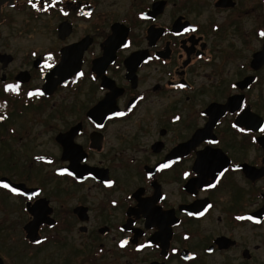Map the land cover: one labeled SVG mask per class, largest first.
<instances>
[{"label": "flooded vegetation", "instance_id": "af4514ba", "mask_svg": "<svg viewBox=\"0 0 264 264\" xmlns=\"http://www.w3.org/2000/svg\"><path fill=\"white\" fill-rule=\"evenodd\" d=\"M32 3L0 0L50 27L0 53L1 220L62 264H264V0Z\"/></svg>", "mask_w": 264, "mask_h": 264}, {"label": "rangeland", "instance_id": "374dc122", "mask_svg": "<svg viewBox=\"0 0 264 264\" xmlns=\"http://www.w3.org/2000/svg\"><path fill=\"white\" fill-rule=\"evenodd\" d=\"M48 28H50L48 21L34 22L23 18V16L8 20L0 26V53H10L16 60L10 69L16 71L25 55L29 54L34 48L42 49L49 44L47 36H36L33 32L34 30H46ZM29 116V114H26V118H29ZM36 118L30 117L28 119L29 127L31 126L30 128L32 130L33 127L36 130L39 128L37 126H39L40 122H34ZM1 223L0 255L4 254L7 259L10 258L7 260L8 264H62L63 261L67 262V256H65L66 259L63 257L60 262V253H62V251L55 250V247L44 245L42 249L40 247L38 250L27 247L20 238V230L15 221L7 224L1 220ZM49 251L54 254L51 262ZM32 252L35 254L34 257L32 256ZM3 258L5 259V257ZM12 259H14V261H12Z\"/></svg>", "mask_w": 264, "mask_h": 264}, {"label": "snow or ice", "instance_id": "6c2138e0", "mask_svg": "<svg viewBox=\"0 0 264 264\" xmlns=\"http://www.w3.org/2000/svg\"><path fill=\"white\" fill-rule=\"evenodd\" d=\"M29 3L32 5V7L33 8H36L37 7V5L35 4V3H32V0H29ZM46 10V9H45ZM65 15H67V13H65ZM142 18H143V15H142ZM192 31H194L195 29H191ZM185 31H189V29H185ZM260 35L261 36H264V31H262L261 33H260ZM125 47H127V45H125ZM35 55V54H34ZM49 59H51V56H49ZM45 67H47V68H51L52 67V65L51 64H45ZM81 75H82V73H81ZM181 87H183V85H180ZM15 87H17V86H14V85H7L6 86V89H9V90H14L15 89ZM29 95L31 96V95H33V93H29ZM115 115H124V113H115ZM0 119H2V117H0ZM178 119V118H177ZM98 127H103V125H97ZM241 131H243V129H241ZM260 131L261 132H264V127H261V129H260ZM209 143H216V141H209ZM161 167H167V165H161ZM64 171H67L66 169L64 170ZM225 171H227V169H225ZM189 174L188 173H185V176H188ZM220 175L221 176H223L224 175V173L223 172H221L220 173ZM113 182L112 181H107V184H108V186H111V184H112ZM4 188H9V185L7 184V183H5V184H3L2 185ZM209 187H215V185L214 184H209L208 185ZM11 191L12 192H17L18 190L16 189V188H12L11 189ZM32 195L33 196H35V195H37V193H32ZM30 199H31V196L29 197ZM209 207H211L210 205H209ZM191 214V213H190ZM199 215H203V213H199ZM237 219H243V217H237ZM37 243H41L40 241H36ZM122 243V246H123V244L124 243H126V241H124V242H121ZM142 247V246H141Z\"/></svg>", "mask_w": 264, "mask_h": 264}, {"label": "water", "instance_id": "95a60500", "mask_svg": "<svg viewBox=\"0 0 264 264\" xmlns=\"http://www.w3.org/2000/svg\"><path fill=\"white\" fill-rule=\"evenodd\" d=\"M1 21V20H0ZM11 61V57L10 56H6V55H0V63H2L3 65H6L8 62ZM9 187L12 188H16L18 191H23L22 189L24 188L23 185H13L9 183ZM40 222H31L30 224H28V226L25 227V233H26V238L33 243H37L36 241H38L37 239V232H38V228H39ZM0 264H2L1 260H0Z\"/></svg>", "mask_w": 264, "mask_h": 264}]
</instances>
